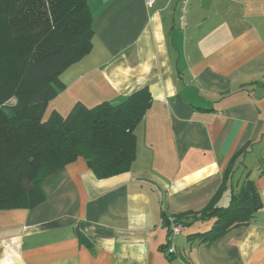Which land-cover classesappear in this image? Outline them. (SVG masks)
I'll return each mask as SVG.
<instances>
[{
	"label": "crops",
	"instance_id": "obj_1",
	"mask_svg": "<svg viewBox=\"0 0 264 264\" xmlns=\"http://www.w3.org/2000/svg\"><path fill=\"white\" fill-rule=\"evenodd\" d=\"M86 1L91 51L61 73L45 115L118 105L146 88L136 158L104 180L78 158L41 182L39 204L0 210V264H264V0H192L183 28L178 0ZM243 148L230 182L235 192L254 184L262 206L252 221L203 245L187 236L213 221L182 219L174 253L162 252L163 216L205 208Z\"/></svg>",
	"mask_w": 264,
	"mask_h": 264
},
{
	"label": "trees",
	"instance_id": "obj_2",
	"mask_svg": "<svg viewBox=\"0 0 264 264\" xmlns=\"http://www.w3.org/2000/svg\"><path fill=\"white\" fill-rule=\"evenodd\" d=\"M87 8L86 0H0L1 211L31 209L42 202L41 182L78 158L97 180L124 174L136 158L134 130L152 102L146 88L118 105L104 102L87 108L77 102L67 116L52 111L43 119L49 103L65 88L61 73L91 51L92 17ZM245 153L243 148L232 158L205 208L172 218L183 228L187 225L182 219L213 221L209 230L188 235V240L209 245L247 226L261 209L251 181H243L237 192L231 188ZM229 189L228 206H219ZM162 222L167 242L160 249L166 254L169 217L164 215ZM76 236L87 245L80 233Z\"/></svg>",
	"mask_w": 264,
	"mask_h": 264
},
{
	"label": "built area",
	"instance_id": "obj_3",
	"mask_svg": "<svg viewBox=\"0 0 264 264\" xmlns=\"http://www.w3.org/2000/svg\"><path fill=\"white\" fill-rule=\"evenodd\" d=\"M192 0H178V6H179V22H180V26L183 28L186 25L185 22V18L184 16H186L187 11H188V7ZM144 3L147 8L152 7V5L154 4V0H144ZM174 220L172 218H169V223H170V235L168 238L169 241V248H167V253L172 254L174 253V249H173V239L176 237V235L178 236V234H180L183 231V226L181 225H176L175 223H173Z\"/></svg>",
	"mask_w": 264,
	"mask_h": 264
},
{
	"label": "rangeland",
	"instance_id": "obj_4",
	"mask_svg": "<svg viewBox=\"0 0 264 264\" xmlns=\"http://www.w3.org/2000/svg\"><path fill=\"white\" fill-rule=\"evenodd\" d=\"M12 101H14V100H12ZM10 104H11V103H10ZM89 108H90V107H89ZM46 118H47V114L44 116L43 119H46ZM26 181H28V180H26ZM26 181H25V183H27Z\"/></svg>",
	"mask_w": 264,
	"mask_h": 264
}]
</instances>
